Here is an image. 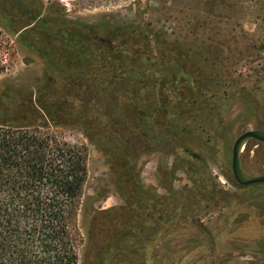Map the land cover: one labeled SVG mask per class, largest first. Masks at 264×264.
<instances>
[{
    "label": "trees",
    "instance_id": "obj_1",
    "mask_svg": "<svg viewBox=\"0 0 264 264\" xmlns=\"http://www.w3.org/2000/svg\"><path fill=\"white\" fill-rule=\"evenodd\" d=\"M19 1L37 9L15 35L44 71L37 85L0 88V264L191 261L194 244L175 251L165 242L180 223L191 222L186 212L206 204L249 208L264 184L241 187V196L208 186L203 157L185 145L191 133L174 97L181 70L168 54L154 55L148 40L133 36L129 26L100 35L93 27L66 21L55 4ZM159 82L173 98L163 101L165 115L141 107ZM50 128L83 132L102 155L123 201L92 209L84 239L78 216L88 175L86 149L62 141ZM220 148L225 157L226 144ZM148 151L171 155L192 189H169L170 195L161 196L146 188L137 161ZM241 170L252 175L243 164ZM254 219L250 215L247 222ZM202 231L190 243L204 244L209 230Z\"/></svg>",
    "mask_w": 264,
    "mask_h": 264
},
{
    "label": "rangeland",
    "instance_id": "obj_2",
    "mask_svg": "<svg viewBox=\"0 0 264 264\" xmlns=\"http://www.w3.org/2000/svg\"><path fill=\"white\" fill-rule=\"evenodd\" d=\"M34 5L36 0H32ZM44 7L61 9L66 21L93 27L104 35L115 26H129L137 38L148 40L156 56L168 54L182 70L176 94L185 116V145L205 162L208 186L228 193H239L233 186L231 154L219 151L223 142L230 149L245 131L263 126L264 110L245 113L248 105L264 107V0H38ZM34 7V8H33ZM19 0H0V88L15 89L37 85L44 66L41 60L18 41L16 32L28 23L35 6ZM42 9V8H41ZM164 84H156L141 107L149 114H166ZM254 99V102H253ZM227 108L228 118L223 119ZM232 122L233 127H226ZM49 132L72 146H83L87 153V181L83 189L78 227L85 237L90 211L123 205L110 183V173L100 152L80 130L50 128ZM226 133V135H225ZM184 136V135H182ZM186 137V136H185ZM242 153L244 170L250 176L264 175V145L249 142ZM174 158L159 151L141 154L137 161L140 179L158 195L169 189H192L188 174L173 167ZM256 174V175H255ZM249 176V175H248ZM189 223H180L166 237L170 250L194 247L193 259L177 264H264V189L254 193L249 208L239 204L216 207L199 205L190 212ZM229 213V216L226 214ZM250 215L255 222H247ZM226 218V219H225ZM208 228L204 244L191 242ZM205 230V229H204ZM263 241V242H262ZM256 244V245H255ZM83 245L79 248L82 257ZM189 258V257H188ZM188 262V263H187Z\"/></svg>",
    "mask_w": 264,
    "mask_h": 264
},
{
    "label": "water",
    "instance_id": "obj_3",
    "mask_svg": "<svg viewBox=\"0 0 264 264\" xmlns=\"http://www.w3.org/2000/svg\"><path fill=\"white\" fill-rule=\"evenodd\" d=\"M258 142L264 144V132L246 131L239 135L232 146L231 151V173L234 181L241 186L264 183V176H248L240 169V156L242 150L249 142Z\"/></svg>",
    "mask_w": 264,
    "mask_h": 264
},
{
    "label": "flooded vegetation",
    "instance_id": "obj_4",
    "mask_svg": "<svg viewBox=\"0 0 264 264\" xmlns=\"http://www.w3.org/2000/svg\"><path fill=\"white\" fill-rule=\"evenodd\" d=\"M219 3L220 4H223L224 3V0H219ZM179 66V65H178ZM180 68V67H179ZM180 70H181V68H180ZM181 73H182V70H181ZM253 102H254V99H253ZM259 105L260 104H257V103H254L253 105H248L247 107L245 106V108H246V112L245 113H250V112H253V114L251 115V117H253V118H255V117H258L259 118V116L257 115V114H254L255 113V111L256 110H259V111H262V110H264V107L262 108V109H260L259 108ZM228 111H227V108H226V110H225V112H223V119H227L228 118ZM229 127H233L232 126V122L230 123V124H227L226 125V127H225V129L227 128H229ZM255 131H260V132H264V123H263V126H258V127H256L255 129H254ZM253 130V131H254ZM250 131H252V130H250ZM246 132V131H245ZM244 133V132H243ZM242 134V133H241ZM240 134V135H241ZM225 135H226V133H225ZM239 136V135H238ZM237 136V137H238ZM236 137V138H237ZM235 138V139H236ZM235 141V140H234ZM252 142H254L255 143V146L257 147V148H259L260 146H261V143H258V142H255V141H252ZM234 143V142H233ZM224 144H226L225 142H224ZM262 145H264V144H262ZM232 146H233V144H232ZM245 148V147H244ZM243 150H245V149H243ZM243 150H242V152H243ZM231 151H232V147H231V149H230V144H229V146H226V155L225 156H228L229 154H231ZM244 157H245V155H244V153H241V156H240V169H241V165H242V162L244 161ZM230 169H231V159H230ZM242 171V170H241ZM232 174V173H231ZM258 176H264V175H258ZM233 186L236 188V190H238V192L239 193H235V194H237V195H239V196H241L242 195V189H241V187H247V186H250V185H247V186H241V185H238L235 181H234V179H233ZM257 184H259V183H257ZM262 184H264V183H262ZM251 185H254V184H251ZM228 193V192H227ZM230 194H232V193H230ZM254 222H255V219L253 220ZM252 221V222H253ZM253 222V223H254Z\"/></svg>",
    "mask_w": 264,
    "mask_h": 264
}]
</instances>
